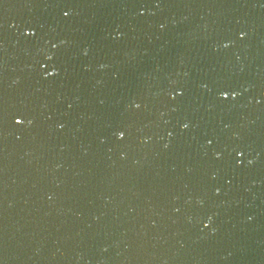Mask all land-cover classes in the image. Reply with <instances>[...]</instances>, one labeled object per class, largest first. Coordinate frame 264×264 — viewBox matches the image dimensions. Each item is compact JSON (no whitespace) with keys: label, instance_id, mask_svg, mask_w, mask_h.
Here are the masks:
<instances>
[{"label":"water","instance_id":"95a60500","mask_svg":"<svg viewBox=\"0 0 264 264\" xmlns=\"http://www.w3.org/2000/svg\"><path fill=\"white\" fill-rule=\"evenodd\" d=\"M0 264H264V0H0Z\"/></svg>","mask_w":264,"mask_h":264}]
</instances>
